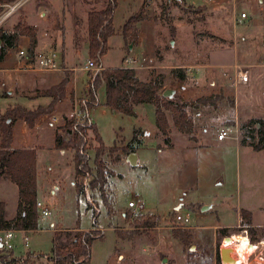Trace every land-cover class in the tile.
<instances>
[{"label": "rangeland", "instance_id": "374dc122", "mask_svg": "<svg viewBox=\"0 0 264 264\" xmlns=\"http://www.w3.org/2000/svg\"><path fill=\"white\" fill-rule=\"evenodd\" d=\"M165 1H118L113 16L116 34L108 40L109 50L101 66L135 69L143 82L163 75L165 90H176L175 100L190 104L186 111L194 120L197 141L178 133L170 121L171 146H165L156 133L152 105L136 106L134 116L112 113L104 106L103 85L97 90V106L82 113L79 101L86 99L88 73L98 72L78 70L73 83L77 96L73 95L69 110H56L57 105L34 128L27 127V134L25 128H16V137L21 131L27 135L26 142L18 146L37 150V201L49 216L39 217V231L26 234L27 243L20 232L13 234L14 257L49 255L55 231L77 227L88 231L96 226L103 238L93 242L90 260L84 264H163V259L166 264H219V248L226 237L233 242L228 245L235 255L231 258L241 264H264V149L254 150L258 126L253 123L264 119V0H169L167 7ZM100 9L102 4L94 0H27L0 28L11 30L19 21L35 27L40 42L37 53L42 57L54 54L58 65L63 51L67 65L79 69L89 60L87 13ZM134 15L142 16L137 41L125 42L119 30ZM42 32L47 36L42 37ZM74 35L79 42L77 51ZM21 50L27 53L24 40L8 50L7 62L0 65L2 112L15 105L33 109L49 103L40 91L34 100L15 95L22 93L14 85V94L7 96L8 86L22 76L7 70L19 66ZM235 66L245 74L237 86ZM171 69L183 70L186 79L174 78ZM65 74L72 77L70 72ZM204 97L211 98L209 105H195ZM87 113L106 147L115 142L123 147L139 131L136 166L127 161L132 153L120 152L117 165L105 159L111 175L109 215L98 192L86 190L84 197L77 198L71 156L54 149V132L63 124L62 118L83 123ZM226 126L236 127L238 137L218 142L217 131ZM86 142L92 165L98 144L91 132ZM12 188H7L0 201L12 203L17 198L16 187ZM179 203L181 207L174 211ZM203 207L209 208L201 211ZM240 210L251 214L252 229L244 225ZM173 232L190 234V243L182 244ZM119 234L124 238H118ZM37 264L48 263L40 259Z\"/></svg>", "mask_w": 264, "mask_h": 264}, {"label": "trees", "instance_id": "16d2710c", "mask_svg": "<svg viewBox=\"0 0 264 264\" xmlns=\"http://www.w3.org/2000/svg\"><path fill=\"white\" fill-rule=\"evenodd\" d=\"M19 0H0V15L5 11V6L13 5ZM102 4V9L92 10L87 13L86 39L89 60L101 68L98 73H88L90 83L86 91V99L79 101L82 113L88 112L98 104L97 90L103 85L105 91L104 106L112 113L123 116H134V108L140 105H152L155 111V127L157 135L162 138L165 146H171V124L178 133L187 137L189 141L196 142L195 123L186 109L190 104L181 100H167L162 97L164 88V76L157 74L153 80L143 82L139 80L131 68H105L102 69L101 59L108 52V40L116 34L113 16L119 0H94ZM166 7L169 1H165ZM142 16L129 17L119 30L125 42L136 43L138 28ZM13 34H6L0 28V62L3 61L7 50L16 47L20 37L29 39L28 56L33 57L37 45V29L19 21L14 26ZM75 49H79V42L75 39ZM67 73V72H66ZM170 74L179 81L186 79V74L181 69H171ZM69 76L55 86L40 93L41 97L47 98L49 103L28 109L21 105L8 107L0 111V181L6 180L17 188V207L12 219L7 218V205L0 201V231H36L38 230V208H37V170L36 149H14L13 127L16 122L21 121L32 129L36 121L44 116L51 115L55 107L63 103L67 96V85ZM211 98L204 97L195 101V105L206 106ZM194 105V104H193ZM170 115V119L168 117ZM171 121V124H170ZM258 126V143L254 150L264 149V119L253 120ZM91 132L95 142L93 164L90 165V157L87 153V135ZM139 131L133 132L131 141L118 147L115 143L106 147L98 133V130L87 117L83 123L77 122L75 118L64 119L54 132V149L65 151L71 156V164L74 169L73 185L77 198L84 197L86 190L98 192L103 205L111 213V198L108 196L109 171L106 168V158L117 165L120 163L121 153H134L140 145L138 139ZM166 147V148H167ZM115 155V156H114ZM114 156V157H113ZM88 209H91L88 205ZM93 218L97 212L93 210ZM174 213V212H173ZM239 214L245 219V226L249 229L252 224L251 214L240 210ZM96 223V221H95ZM151 227H155L154 225ZM252 233V230H250ZM218 232L226 235L224 228ZM253 234V233H252ZM172 236L182 244L188 245L191 240L190 234L183 236L179 232H173ZM124 238L122 234L117 236ZM103 234L96 226L88 231L80 228L70 230H57L52 237L51 253L49 255L27 253L25 256L16 258L12 250L0 249L1 264H37V260L45 259L48 264H84L90 260L92 244L101 240ZM219 262V258H218ZM220 264V262H219Z\"/></svg>", "mask_w": 264, "mask_h": 264}, {"label": "crops", "instance_id": "0c3cea01", "mask_svg": "<svg viewBox=\"0 0 264 264\" xmlns=\"http://www.w3.org/2000/svg\"><path fill=\"white\" fill-rule=\"evenodd\" d=\"M13 16V14L11 16H9L5 21H3L2 23H0V27L8 20L10 19L11 17ZM15 26V25H14ZM14 26L11 30H8V31H4L6 34H13L15 31H14ZM47 36V33L46 32H42V37ZM38 42H37V45H36V48H35V54H34V58H37V57H40V56H43L42 54H39L36 52V49H38V46L40 45V42H39V36H38ZM21 40H24V42L27 44V47L29 46V39L27 37H20L19 38V41ZM42 46L44 44H41ZM44 47V46H43ZM52 48V47H51ZM74 49H75V46H74ZM55 50V49H54ZM28 51V50H27ZM75 51H77L75 49ZM8 52V50H7ZM6 52V55L3 59V61L0 62V65L4 62H7V59H8V53ZM61 62L60 64H58V66L60 67L58 71H51V72H42V71H25V72H16V70H18L19 68H23L25 67L26 63L28 62V60H22L19 64V66L17 67H14V68H9L7 70H10L12 71L13 73H19V74H22L21 77L18 78V81L14 82L13 84H11L10 86H8V88L10 89L9 90V94H7V96H10L13 92V88H12V85H14L13 87H17L18 88V91L19 93H22V95L20 94H16L17 96L19 97H23V98H26V99H36L38 97H36L35 93L38 91L43 92L47 89H49L50 87L52 86H55L57 85L64 77V73L65 72H70L72 73V77L69 79V83H68V88H67V96H66V99L63 103H60L58 104V107L56 108V110L58 109H61L63 110L62 112H65L69 109H67L69 107L70 104L73 103V95L77 96L76 93H75V89L73 87V83H74V73L77 72L78 70L80 71H85V70H82L83 67H80L79 69L75 67V65H67V61H65V53L62 51L61 53ZM88 61V60H87ZM17 63V62H16ZM135 70V69H134ZM0 71H2L0 69ZM88 72V71H86ZM89 75V74H88ZM136 76L137 78H140V76L138 75V73H136ZM90 78V77H89ZM154 79V78H153ZM151 79V80H153ZM150 79L147 80L146 82H149L151 81ZM90 83V79L88 81V84ZM88 84L86 86V89L84 90L85 92L87 91L88 89ZM4 87H6V85H4ZM185 90V89H184ZM73 91V92H72ZM83 91V93H84ZM27 92H30V97L29 96H26L24 95L25 93ZM14 94V93H13ZM73 99V100H72ZM194 108V107H193ZM197 109V108H196ZM198 111L199 108H198ZM190 115V114H189ZM198 116H200V114H197ZM87 117L89 118V115L87 113ZM56 118V117H55ZM53 118V119H55ZM68 119L67 117H63L62 120L64 119ZM194 121V120H193ZM17 127H20L22 128V130H24V128L27 130L25 131L26 134L28 133V128L26 127V125L24 123H22L21 121H18L15 123L14 127H13V132H14V140H13V143H12V148L14 149H21L23 147H20L22 146V144L24 142H26V139H27V135L24 133V131H21V135L19 137H16V128ZM205 131V130H203ZM24 134V135H23ZM21 143V144H20ZM18 144H20V146H18ZM7 188H10V189H13L12 188V184L9 183L8 181L6 180H1L0 181V196L4 197L5 198V192L7 190ZM17 190V188H16ZM13 191V190H12ZM18 193V192H17ZM6 200V199H5ZM3 202H6L7 204L9 203L8 200L4 201L2 200ZM11 208L10 207H7V218L8 219H12L15 215V211H16V207H17V198L14 199V201H12V203H9ZM9 208L12 209L11 212H9ZM51 231H54L55 228L53 229H50ZM38 230L34 231V233L38 232ZM32 233V232H31ZM0 236L2 237V235L0 234ZM1 237H0V249H3L2 248V244H1Z\"/></svg>", "mask_w": 264, "mask_h": 264}, {"label": "built area", "instance_id": "2783aa9c", "mask_svg": "<svg viewBox=\"0 0 264 264\" xmlns=\"http://www.w3.org/2000/svg\"><path fill=\"white\" fill-rule=\"evenodd\" d=\"M25 1L27 0H20L13 5L5 6V11L0 15V23L5 21L12 14H14L18 10L19 6ZM241 18L242 19L245 18V15L242 14ZM18 55L22 60H28V62L26 63L25 67L19 68L18 70H16V72H25V71L51 72V71H58L60 68L55 61L54 54H52L50 57L40 56V57L34 58V57H29L28 53L21 50L18 52ZM234 69H235L234 83L237 86L241 84V82L244 81L245 74L237 66H235ZM82 70L99 72L101 71V68L96 67L91 60H88L86 64L84 65V67L82 68ZM237 137H238V131L236 127H228V126L222 127L217 131V134H216V140L218 142H223L225 140H236ZM137 207H139V205ZM37 208L38 209L41 208V204L39 202L37 203ZM47 216H49V212L45 208L40 209L39 217L43 219ZM15 232H20L21 234H23V241L27 243L28 239L26 237V234L34 232V231H14V230L0 231V234L2 235L1 237L2 248L6 250L12 249L10 241Z\"/></svg>", "mask_w": 264, "mask_h": 264}, {"label": "water", "instance_id": "95a60500", "mask_svg": "<svg viewBox=\"0 0 264 264\" xmlns=\"http://www.w3.org/2000/svg\"><path fill=\"white\" fill-rule=\"evenodd\" d=\"M129 49L131 50V46H129ZM162 97L167 99V100L174 101L176 99V90L166 89L163 91ZM127 161H128L130 166H132V167L136 166L137 165L136 155L134 153L130 154L127 158ZM180 200H182V197L180 198ZM181 205H182V203H179L178 206L174 208V211H178V209L181 207ZM207 208H209V207H203L201 209V211H204ZM230 244H233L231 238L226 237L223 239V242H222L223 248H219L220 262L222 264H230V263L241 264L240 261L234 260L233 258H231L230 252L232 251V249L228 248V245H230ZM162 263L166 264L167 260L163 259Z\"/></svg>", "mask_w": 264, "mask_h": 264}, {"label": "bare ground", "instance_id": "6f19581e", "mask_svg": "<svg viewBox=\"0 0 264 264\" xmlns=\"http://www.w3.org/2000/svg\"><path fill=\"white\" fill-rule=\"evenodd\" d=\"M246 244H247V243H246ZM231 254H232V256H233V257H235V255H234V252H233V251H231V252H230V255H231ZM237 257H239V256H237Z\"/></svg>", "mask_w": 264, "mask_h": 264}]
</instances>
